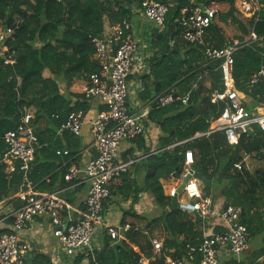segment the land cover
<instances>
[{"label": "trees", "instance_id": "trees-1", "mask_svg": "<svg viewBox=\"0 0 264 264\" xmlns=\"http://www.w3.org/2000/svg\"><path fill=\"white\" fill-rule=\"evenodd\" d=\"M143 1L0 0V26L12 30V37L4 45V56L14 60V64L4 65V59L0 56V157L6 149L3 135L16 129L26 110H34L32 126L41 147L44 144L41 124L46 123L45 128H48V122L52 124L49 130H59L70 113L85 111L84 105H80L82 97L77 94H61L59 85L64 84L68 89L72 82L87 80L90 75L98 73L99 65L93 59L91 39L99 37L109 26L122 21L130 22L133 9H140ZM202 1L218 9L207 30L206 43L222 48L231 39L244 41L249 36L251 23L237 12L235 0ZM183 2L173 0L164 26L153 31L150 41L153 54L147 61L148 73L140 77L143 91L139 98L149 102L150 88L154 87L156 95L172 91L174 96L183 97L189 93L188 103L183 105L177 101L164 108L150 107L147 119L156 124L162 133L159 141L161 151L138 166L144 172L140 187H137L134 180L130 182L129 172L121 177L117 186L109 188V192L123 200L132 198L133 201H136L137 193L150 194L156 206L164 211L161 222L171 238L183 237L179 245L165 240L162 248L175 247L186 254L187 246L196 247L201 241V233L195 230L197 225L189 219V214L165 211L170 207L171 199L164 196L159 180L171 174L178 177L185 152L192 151L197 155L193 170L218 189L224 199V207L234 206L242 210L240 222L245 225L244 218L248 212L254 207L264 206V170L250 174L244 169L234 170L233 165L242 161V153L264 161V131L254 129L234 146L226 142L223 133H213L175 147L172 149L174 156L165 149L173 143L190 139L196 133L209 131L212 121H216L223 110L222 105L211 104L209 99L211 91L221 90L219 62L208 63L203 47L187 44L180 39L182 28L176 19ZM260 6L259 21L253 29L259 38L264 37V0L260 1ZM228 26L230 29L227 31ZM232 28L235 30L233 36L230 35ZM171 41L174 42L173 46L169 45ZM263 59L264 41H259L239 50L233 64L236 89L261 107H264V79L251 87L249 79L260 68ZM45 72L51 77L45 78ZM72 97L77 99L74 105L70 100ZM64 137L68 139L66 135ZM47 145H50V139ZM59 147V142H55L48 149L36 151L35 161L39 162H35L29 174L36 187H43L39 182L53 172V165L49 163L51 158H56ZM70 149L73 150V147ZM44 151L52 152L53 156L41 160ZM65 174L66 170H63ZM52 185V181L46 185L48 190ZM20 189L18 165L8 175L5 166L0 164V201ZM210 189L203 187L205 196H209ZM7 233L0 231V236ZM123 255L122 261V255H119L118 263L113 264H132L138 261V256L129 250ZM170 257L176 259L177 255ZM199 260L200 256L195 254L194 264H198ZM99 263L110 264L106 260H99ZM33 264H50V261L46 256L39 255Z\"/></svg>", "mask_w": 264, "mask_h": 264}, {"label": "built area", "instance_id": "built-area-1", "mask_svg": "<svg viewBox=\"0 0 264 264\" xmlns=\"http://www.w3.org/2000/svg\"><path fill=\"white\" fill-rule=\"evenodd\" d=\"M261 0H236L235 9L242 18L251 23V31L244 41L231 39L222 48H215L206 44L207 30L212 24L218 9L213 4L202 0H184L176 19L182 28L180 39L187 44H196L204 48V55L208 63L219 62L218 70L221 74V90H213L209 94L211 104L223 106L220 117L215 125L207 132L196 133L188 140L176 142L168 147L170 150L193 139L208 137L213 133H223L229 144L237 145L243 136H247L259 129L264 131V110L250 112L244 101V94L235 87L233 78V64L235 54L253 43L264 41V37H257L253 29L259 21ZM167 2L145 0L141 3L140 13L144 19L151 22L158 29H162L168 9ZM12 30L0 26V56L4 65L14 64L10 56H4V45L12 36ZM94 54L93 59L98 63V73L92 74L85 80L81 94L85 100H97L104 108L98 112L90 122L91 146L93 156L83 168L71 166L64 175L65 186L52 192L40 193L35 190L29 174L35 161V153L41 147L39 139L32 126L34 114L24 113L16 129L6 132L2 140L6 149L2 160L17 162L21 174V195L24 202L21 207L6 215L12 221L10 232L0 236V264H26L24 254L29 245L21 238V232L40 216H49L53 228V236L68 253L75 254L89 248L95 227L101 224L104 203L111 198L109 187L128 173L138 161H123L119 157V146L124 141H134L145 133V119L148 113L139 111L132 113L127 106L129 97L128 77L131 74L138 43L131 34L130 22L104 29L99 37L91 39ZM171 41L170 45L173 46ZM264 79V59L260 68L250 76L249 86L257 85ZM189 94L183 97L174 96L172 91L160 93L149 103L155 102L156 107L164 108L174 102L186 105ZM83 115L72 112L60 126V130L74 137L81 135ZM67 156V150L56 151V155ZM194 158L191 151L184 154V162L180 174L181 182L186 180L180 194L177 188L169 192V197L183 196L192 210L202 219L214 218L219 221L220 230L205 235L196 247L188 246V252L183 259H167L162 264H185L200 256L198 264H218V254L225 250L236 257L232 264H238L237 258L248 247L250 239L245 225L240 223L242 210L238 207L227 206L220 211L212 207L211 199L202 192L203 185L193 177L192 168ZM237 171L242 170V162L233 165ZM86 183L87 195L84 200L85 212L79 218H72L65 212L70 210L68 203L61 195L78 183ZM63 213L65 217H63ZM130 230L125 224L119 228L106 227V232L112 241L123 239V234ZM155 255L162 251V241L151 242ZM89 264H96L91 257ZM132 264H146L138 261Z\"/></svg>", "mask_w": 264, "mask_h": 264}, {"label": "crops", "instance_id": "crops-1", "mask_svg": "<svg viewBox=\"0 0 264 264\" xmlns=\"http://www.w3.org/2000/svg\"><path fill=\"white\" fill-rule=\"evenodd\" d=\"M166 1L170 5H173V0ZM132 14L133 16L130 21L131 34L138 43V48L135 54V61L132 67L133 69L128 77L129 97L127 100V106L129 111L132 113H138L139 111L148 113L152 105H149V103L154 98L152 100L150 99L149 102L140 100L139 95L143 91V84L140 77L148 73L147 61L153 54L150 41L152 40L153 31L158 28L151 22L144 19L138 8L133 9ZM43 76L45 78L51 77L46 72ZM84 84L85 80L74 81L71 83L68 89H66L64 84L59 85L61 94H77L82 97L80 105H84L86 109L85 111H78L83 115V125L81 127V135L79 137L73 136L71 140L70 136L72 135L67 132L64 133V131H61L60 128L59 130H55L54 128V130H49L52 124L48 122V128H45L46 123L40 125L42 133L41 139L44 141L42 147L39 148L40 150L48 149L55 142H59L60 147L58 150L60 152L67 150L68 152L67 156L61 154L55 155L56 158H51L52 160L50 161L49 165H53V172L39 182V184L44 185L43 187L39 188L34 185L35 190L40 193L52 192L63 188L61 187L65 185L63 179V170H67L65 168H69L71 166L83 168L91 156H93V152L90 149L92 142L90 134V122L95 118L96 114L102 111L104 108L97 100H85L81 94V88ZM70 100L74 105L77 99L72 97ZM244 101L248 110L250 109V112L264 110V107L256 104L253 100L245 97V95ZM27 112L33 113L34 110L28 109L24 113ZM215 122L216 121H212L210 129L215 125ZM144 125L145 133L142 137L134 141H124L119 146V157L121 160H138L135 164V167H132L129 170L131 173L130 182L134 180L137 187L142 185L144 177V172L139 169L138 166H140L142 161L148 157L156 155L161 151L159 141L162 138V133L159 127L156 124L151 123L147 118L145 119ZM64 135H66L68 139H65ZM48 139H50V145H47ZM229 145L234 146L232 144ZM72 147L73 150L70 149ZM172 149L167 151L172 152L174 156ZM192 154L195 160L197 155L193 152ZM49 156H53L52 152L44 151L40 157L41 160H45ZM241 159L242 169L246 170L250 174L257 170H264V161L261 159H256L253 156H247L243 153L241 154ZM36 161H34L32 167L36 165ZM0 164L5 166V173L8 175H10L18 165L17 162L3 161L2 156L0 157ZM120 180L113 183L109 188L113 189V187L120 183ZM51 181L53 182V185L51 189L48 190L46 185L48 186ZM159 182L162 186L164 196L171 199L172 205V199L174 197H169V192L173 188H177L176 190H178L179 186L182 184L180 175L176 177L171 174L169 177L160 179ZM209 182L211 185L210 187H212V182ZM203 187L202 192L205 195ZM87 190V184L79 182L75 186L69 187L61 195V197L68 203L70 207V210L65 212L66 215L68 213L69 216L77 219L85 212L84 200L87 195ZM216 191V193L207 197L211 199L213 209L218 212L224 207V199L219 195L217 188ZM23 202L24 197L21 195V190L0 201V231L10 232L11 222L9 219H6V215L18 210ZM177 202L181 205L186 203V200L183 196L179 195L177 196ZM170 207L165 209V211L185 212L183 210H170ZM163 212L164 211L162 209L156 206L152 196L148 193H137L136 201H133L132 198L123 200L122 198L111 194V198L104 203L102 221L100 225L95 227L94 235L89 248L85 251L77 252L75 254L66 252L59 244L57 239L53 236V228L50 224L49 216L36 217L28 225V227L21 232V238L29 245L27 252L29 257L27 262H25L26 264H33L35 258L39 255H42L49 259L50 264H89L91 257L95 258L96 264H100L99 260H106L110 262V264H113L118 263L117 261L119 255H122L120 260L122 261L124 258L123 253H127V250L133 252L135 256H138V261H145L146 264H162L167 259H170V255L173 254L177 255L176 259H183L186 254H182V251L179 248L175 249V247H171L166 248L165 250L162 248V251L159 255H155L152 249L151 242L153 240L162 241V243L165 240H168L171 241V243L177 245H179L183 240L182 236L171 238L170 234L165 230L161 222ZM185 213L189 214V219H191L197 225L195 230L201 233V240L205 235H208L211 232H217V229L220 230L219 221L217 219L201 218V221L195 222V218L191 213ZM63 217H65L64 213ZM244 219L246 220L245 225L246 228L248 227L247 230L249 232L250 239L247 249L243 251L237 258L238 264H264V206L252 208ZM125 224L130 226V230L123 234V239L112 241L106 232V227L109 226L113 228H119ZM187 247L186 253L188 252ZM102 257H104V259ZM235 259V256L227 253L225 250H222L218 254V264H232ZM185 264H194V260L191 262H186Z\"/></svg>", "mask_w": 264, "mask_h": 264}, {"label": "water", "instance_id": "water-1", "mask_svg": "<svg viewBox=\"0 0 264 264\" xmlns=\"http://www.w3.org/2000/svg\"><path fill=\"white\" fill-rule=\"evenodd\" d=\"M154 96H155V90H154V87H151L150 88V99L152 100L154 98ZM151 107L156 108L155 102L152 103ZM170 155L173 156V153L170 152ZM193 177L196 178L204 187L209 188L211 186L210 182L208 180L204 179L203 177H201L200 174H198L197 172L193 173ZM185 183H186V180L184 182H182V184L179 186V188L176 192L177 194L181 193ZM170 210H183L185 212H189L194 216L195 222L201 221L200 215L197 212L193 211L190 205H188V206L180 205L177 202V197H174L172 199V205L170 207ZM23 257H24V260L27 262L29 255L27 253H25Z\"/></svg>", "mask_w": 264, "mask_h": 264}, {"label": "rangeland", "instance_id": "rangeland-1", "mask_svg": "<svg viewBox=\"0 0 264 264\" xmlns=\"http://www.w3.org/2000/svg\"><path fill=\"white\" fill-rule=\"evenodd\" d=\"M228 29H230V27L228 26V28H227V31H228ZM235 33V30H234V28H232L231 29V32H230V35L231 36H233L232 34H234ZM251 134V133H250ZM249 134V135H250ZM217 191H216V187L215 186H213V187H211V189L209 190V195L211 196V195H213L214 193H216Z\"/></svg>", "mask_w": 264, "mask_h": 264}]
</instances>
